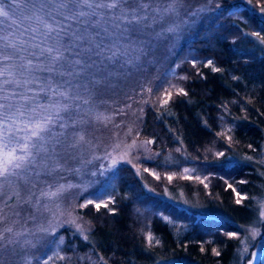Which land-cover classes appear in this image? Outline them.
<instances>
[{"label": "trees", "instance_id": "1", "mask_svg": "<svg viewBox=\"0 0 264 264\" xmlns=\"http://www.w3.org/2000/svg\"><path fill=\"white\" fill-rule=\"evenodd\" d=\"M214 1L213 10L177 33L165 32L160 39L140 34L146 35L142 41L170 49V60L162 64L156 58L150 63L152 53L145 50L142 60L124 67L126 72H146L141 81L133 79L125 112H135L128 129L152 141L154 158L138 171L118 167L101 202L107 206L99 210L87 204L79 187H71L63 197L64 207L86 229L80 234L73 224H61V243L48 264H232L238 238L230 234L256 218L253 197L259 193L260 177L251 165L232 157H255L264 141V43L252 35L264 36V0H213L212 5ZM178 2V21L186 17L185 7L197 10L204 3ZM172 22V14L165 15L153 26L160 33ZM87 74L72 83L77 80L83 86ZM181 88L187 95L177 94ZM165 89L172 98L162 108ZM93 107L72 113L78 120L87 117L84 134L119 128L106 95L95 97ZM77 129L69 127L66 133L71 136ZM164 192L180 197L183 204L163 198ZM237 193L244 197L240 203ZM256 264H264V252Z\"/></svg>", "mask_w": 264, "mask_h": 264}, {"label": "snow or ice", "instance_id": "2", "mask_svg": "<svg viewBox=\"0 0 264 264\" xmlns=\"http://www.w3.org/2000/svg\"><path fill=\"white\" fill-rule=\"evenodd\" d=\"M152 2L153 0H17L16 8L21 10L23 19L34 21L35 26L24 28L17 41L10 38L15 29L11 33L0 34V214L6 207L32 204L31 196L22 197L21 185L31 182L32 187H35L33 177L38 181L42 175H50L58 170L59 165L49 169L48 161L57 155L60 137L65 135L69 127H75L80 122L73 118L72 113H79L80 105L75 102L82 98L78 91L73 94L72 88L78 90L81 85H73L72 79L83 76L87 69L104 71L109 69V65L124 68L134 60L138 61L140 56L133 57L132 54H143L144 49L135 46L132 35L151 26L145 24L150 17L149 8L156 14L151 16L152 24L159 22L157 16L162 19L177 11L178 0H171L163 9L158 4L152 7ZM231 7L236 8L238 5ZM24 9L31 15H24ZM261 11L264 13V8ZM0 18H3L0 23L8 20L10 25L20 26L17 19L5 10L2 2ZM177 30L178 26L170 25L164 32L157 33L156 38H164L165 32L174 33ZM29 33L28 39H23ZM252 35L264 43V36L259 32H253ZM143 43L147 42L141 41ZM105 60L107 64L104 63ZM208 65L211 66V61ZM213 70L219 71L215 68ZM108 75L118 73L108 71ZM56 77L68 79L58 84ZM93 83L99 81L93 77ZM83 87L87 90V84ZM177 94L187 95L182 88L178 89ZM163 95L165 98L161 103L162 108L170 102L172 93L165 89ZM42 96L45 98L44 102H41ZM83 103H89L88 99H83ZM62 113L68 114L67 118ZM83 141V134H77V143ZM218 155L223 156L224 153ZM167 178L172 179L171 176ZM62 191L63 189H42L33 207L40 210L41 200L55 199ZM237 196L236 202L240 203L244 197L238 193ZM12 200L14 203L9 204ZM93 203L92 200L87 201V204ZM87 204L82 206L87 207ZM94 206L99 210L107 205L95 202ZM43 207L51 210L47 204ZM15 214L18 216L19 212ZM7 231L11 232L12 229ZM2 239L0 236V240Z\"/></svg>", "mask_w": 264, "mask_h": 264}, {"label": "rangeland", "instance_id": "3", "mask_svg": "<svg viewBox=\"0 0 264 264\" xmlns=\"http://www.w3.org/2000/svg\"><path fill=\"white\" fill-rule=\"evenodd\" d=\"M200 1H204V3L199 4L197 10L192 8L190 10V8L185 7L186 19L184 18L180 21L175 20L176 15L172 14L173 22L171 26H178L176 33L185 26H191L200 15H205L213 10L212 8L216 7L215 1V4L212 5L213 0ZM0 2L5 6V10L13 18L17 19L20 24L17 27L16 25H10V21L3 20V23H0V34L11 33L15 29L14 34L10 38L13 41H17L24 28L30 25L35 26V22L23 19L21 10L16 8L17 0H0ZM170 2V0H153L152 7L158 4L163 9ZM178 3L176 4V9L180 10ZM180 5H183V3L180 2ZM148 11L150 17L148 21H145V24H151V26L145 27L143 32L139 34L133 33L132 40L135 42V46L145 48L144 53L145 50H149L152 53L147 58L150 63H154V58H156L161 59L159 64H162L168 58L170 60V49L168 45L163 44L160 48L154 44L156 42L151 44L147 40V43H144V45L141 44V41L145 39L146 35H156L159 30H155L151 23V16L156 14L151 12V8ZM23 14L31 15L27 9L23 10ZM2 19L0 18V20ZM157 20H160V16H157ZM157 23H154V25ZM28 35L30 33L25 35L23 39L27 40ZM144 53L134 52L132 55L133 57L139 55V60H142ZM24 55L27 57V52ZM104 63L107 64L108 62L105 60ZM159 64L156 66H159ZM145 66L144 69H146ZM156 66H149V68L153 69ZM127 68H130V66H127ZM87 70L88 74L86 75L87 77L84 83V85L87 84V90L83 86L78 90L75 87L72 88L73 94H76L78 91L82 98L75 103L80 105V110L92 111L94 110L95 97L102 99L106 95L107 103L113 109V118H119L118 120L121 122L119 123V128L118 126L117 128L108 127L109 130L106 129L107 131L102 135L101 131L96 135L94 133L93 136L89 133L84 134L83 131L89 126L86 124L84 127L86 120H88L87 117H84L76 124L78 127L76 132H71V136L65 133L63 137H60L62 142L57 147V155L48 161L49 169L59 165L58 170L53 171L50 175H42L38 181L33 177L35 187H32L31 182L28 185H21V190L23 191L21 192L22 197L27 198L31 196L32 204L25 203L21 207H6L3 208V213L0 214V236L3 237L0 240V264H44L46 261H50L51 257L57 253V247L61 243V236L57 233L61 224H73L75 231L80 234H84L86 229L70 209L66 208L67 205L64 207L65 200L63 197L67 195L66 193L71 187H79L85 194L84 200L86 202L92 200L94 203H101L109 192V189L113 186L114 173L118 167L132 166L138 171L142 163L145 165L146 162L154 158V154L150 150L149 141L141 139L138 132L128 129V123L134 119L135 112L129 111L130 115L125 112L128 108L127 103L129 101L127 99L130 97L129 92H131L133 79L141 81L143 77L140 75L146 72H130L129 69L126 72L124 68L120 70L118 67L112 65H109V69L104 71H96L95 68ZM108 71L117 72L118 75L109 76ZM135 73H138V79V75ZM93 77L99 83H93ZM107 77L110 78L109 82L107 81ZM74 81L72 83L73 85L80 83V81ZM56 82L58 84L63 83V78L56 77ZM98 84L101 86H98ZM98 92L100 93L99 96ZM83 99H88L89 103L84 104ZM44 100L45 98L42 96L41 102H44ZM125 123L127 124L125 125ZM79 133H82L84 136V141L81 143H77V134ZM61 145L62 149L60 150L59 147ZM63 148L67 150L64 152ZM232 160L251 165L260 177L258 184L259 193L253 197V208L256 214L255 222L249 226H240L239 232L235 234V237L238 238V245L232 261V264H256L264 252V141L261 151L257 156L235 155L232 157ZM185 172L189 173L188 170ZM42 189L46 191L63 189V191L55 199L41 200L40 210H37L33 207V204ZM162 197L170 201L175 200L178 204L182 203L179 199L180 197H177L175 194L164 192ZM13 203L14 200H12ZM9 204H11V201H9ZM44 204H47L51 210H45L43 207ZM0 205H2V201H0ZM57 205H59V211H57ZM192 208L198 214L201 213L197 209V206ZM17 212H19L18 216L15 214ZM203 214L205 215V212H202ZM9 228L12 229L11 232L7 231ZM42 229H47V231H42ZM156 264L172 263L171 261H162Z\"/></svg>", "mask_w": 264, "mask_h": 264}]
</instances>
